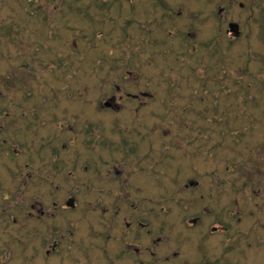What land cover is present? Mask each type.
<instances>
[{
	"label": "rangeland",
	"instance_id": "1",
	"mask_svg": "<svg viewBox=\"0 0 264 264\" xmlns=\"http://www.w3.org/2000/svg\"><path fill=\"white\" fill-rule=\"evenodd\" d=\"M112 209L169 264H264V0H0V264Z\"/></svg>",
	"mask_w": 264,
	"mask_h": 264
},
{
	"label": "flooded vegetation",
	"instance_id": "2",
	"mask_svg": "<svg viewBox=\"0 0 264 264\" xmlns=\"http://www.w3.org/2000/svg\"><path fill=\"white\" fill-rule=\"evenodd\" d=\"M241 8L245 7L243 3H239ZM217 22L224 23L225 21V8L218 7L217 10ZM236 23L238 25L239 34L236 36L234 32L232 36L239 37L240 29L239 24L233 20H229L227 24L226 33H230L229 24ZM105 101L109 103L107 105L111 109H119L120 102L117 99L106 98ZM103 102V105L105 103ZM54 151L51 152L53 154L54 168L58 167V159H56V149L53 148ZM57 169V168H56ZM87 169V168H86ZM117 167H112V169H108L107 171H112L114 175H120L118 177L121 182L120 185L124 186L125 177H123L121 172L116 170ZM73 170V169H72ZM101 171V170H100ZM56 172V171H55ZM54 172V175H55ZM108 173V172H107ZM106 173V174H107ZM117 179V178H116ZM127 186H124L126 189ZM75 194H70L66 199V205H60L59 210L57 209V203H54L55 210L62 211L67 210L69 208L68 203L70 201L71 208H76L77 203L75 201ZM71 210V209H70ZM107 211H99L97 214L104 215ZM111 212V213H110ZM110 215L107 217L110 218L106 223L100 221L98 224L96 223L94 228H90L91 230L89 235L91 236L88 240L80 239L81 235L80 228L71 229L68 224V221L65 225L59 226V224L49 223V232H50V243H51V254L52 261L54 264H169L168 262L180 260L179 251H171L170 253L167 251L168 249H155L153 248L158 242L159 239L154 240L152 245L143 247L142 243L137 244L135 241L136 238L140 239V231L143 228H146V235L151 233V228L146 227L149 224L145 222L143 219H137L129 221H117L116 214L118 209L110 210ZM53 214V212H51ZM50 214V216L52 215ZM28 215L31 216L32 212H28ZM107 215V214H106ZM49 217V216H48ZM121 222V223H120ZM61 233V234H60ZM136 233V234H135ZM78 235V236H76ZM78 237L77 239H75ZM159 238V237H158ZM83 249H80L82 248ZM144 246V245H143ZM78 247L80 250L78 252ZM60 248L65 249L64 255H61ZM48 254V251L46 252ZM79 254V255H78ZM182 261V259H181ZM180 262V261H179Z\"/></svg>",
	"mask_w": 264,
	"mask_h": 264
},
{
	"label": "water",
	"instance_id": "3",
	"mask_svg": "<svg viewBox=\"0 0 264 264\" xmlns=\"http://www.w3.org/2000/svg\"><path fill=\"white\" fill-rule=\"evenodd\" d=\"M229 29H230V32H234L236 36L239 34V32H237V30H238V25H237L236 23H232V22H231V23L229 24ZM105 105L107 106V105H109V103H108L107 101H105L104 106H105ZM191 221L194 222V219H192Z\"/></svg>",
	"mask_w": 264,
	"mask_h": 264
}]
</instances>
